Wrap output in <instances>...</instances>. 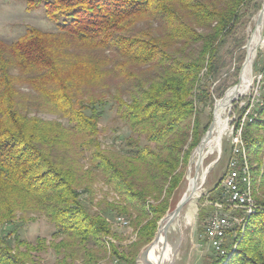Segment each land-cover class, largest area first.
I'll return each instance as SVG.
<instances>
[{"label":"trees","instance_id":"obj_1","mask_svg":"<svg viewBox=\"0 0 264 264\" xmlns=\"http://www.w3.org/2000/svg\"><path fill=\"white\" fill-rule=\"evenodd\" d=\"M250 1L26 0L57 28L0 39V264H49L50 249L52 264H137L210 127L200 104L224 93L220 48ZM110 103L131 131L121 149L100 138ZM255 112L243 136L259 208L208 264H264V93ZM37 215L50 240L20 236ZM110 215L137 231L126 250Z\"/></svg>","mask_w":264,"mask_h":264},{"label":"rangeland","instance_id":"obj_2","mask_svg":"<svg viewBox=\"0 0 264 264\" xmlns=\"http://www.w3.org/2000/svg\"><path fill=\"white\" fill-rule=\"evenodd\" d=\"M263 4L264 0H251L249 2L248 6L244 8L245 16L220 48V55L224 68L211 89L212 91H218L220 88L224 93L223 95H218V93L215 92V100L212 106H210V104H200V108L202 109L201 119L204 124L209 122V120L211 123L215 120L216 102L223 98L228 90L233 88L243 79L244 75L242 67H244L243 65L246 60L247 50L250 47L252 40L247 48L246 45L257 27V17ZM28 27H35L45 31H53L57 28L56 24L46 17L43 7L30 11L27 9L26 0H0L1 40L12 42L23 35ZM263 66L264 23L262 34L258 41L257 55L253 63L252 85L248 91L237 97L238 99L233 101L226 110L224 117L226 118L228 128L223 133V138L221 137V147L219 142L220 150L219 148L210 151L208 150L213 140L205 143L203 146L205 147L204 150L206 156L203 158V169L201 172L206 170L207 173L205 179L199 181V189L197 190L199 196L190 199L182 209L177 220L167 231L168 247H166V253L171 254L173 257V264H208L211 261V258L217 254L208 239L205 237V226L210 214L215 211L216 206L214 201L217 199V195H220L223 191L222 180L227 173L228 161L232 155L230 131L237 125L238 118L240 117L242 120L244 117L245 113H243V111L247 105V110L250 109L252 115L257 116L255 109L258 108V105L262 101V95L264 93ZM24 90L27 91L28 89L24 88ZM254 98L255 102L253 103ZM258 99H260L259 102ZM33 114H36L45 120L60 119L57 115L48 112L39 111ZM99 126L102 130L100 138L105 147L121 149L123 148L125 138L131 134L128 125L117 116L116 108L111 105V103L106 107V111L101 117ZM197 147L192 152L184 181L173 196L171 208L167 214L176 208L183 196L187 193L189 178L191 175L194 176L195 174ZM98 187L101 186L98 185ZM101 195L102 194H100L99 197H101ZM190 211H193V218L189 220L188 214ZM202 213H204L203 217ZM238 214H240V212H238ZM166 215L164 217H166ZM117 217L118 216L116 215L109 216L112 228L118 234L117 239H110H112L121 251L123 249L126 250L130 244L137 240V231L131 226V224L129 227H121L116 221ZM18 227L20 236L23 239L32 242L36 241L38 237L50 240L51 235L55 230L54 224L50 223L41 215H37L35 220L26 223L20 222ZM235 235L236 233L230 232L226 238V244L232 241L231 239ZM149 246L150 244L141 250L137 258V264H143V253ZM161 246L162 248L159 250L160 252L164 249L163 243ZM38 256L44 262L49 264H52L56 260V255L52 249L41 252ZM111 258L112 255L108 252V255L102 260L101 264H124ZM77 264L80 263L77 262Z\"/></svg>","mask_w":264,"mask_h":264},{"label":"built area","instance_id":"obj_3","mask_svg":"<svg viewBox=\"0 0 264 264\" xmlns=\"http://www.w3.org/2000/svg\"><path fill=\"white\" fill-rule=\"evenodd\" d=\"M251 115V110L248 109L239 125L230 131L232 155L222 180L223 191L214 201L215 211L210 214L205 226V237L213 249L222 255L227 253L228 234H237L240 229L244 231L247 218L259 208L253 192L252 170L243 136L245 123ZM116 221L121 227L130 226V221L123 216H118ZM236 246L237 244L233 245V250Z\"/></svg>","mask_w":264,"mask_h":264},{"label":"bare ground","instance_id":"obj_4","mask_svg":"<svg viewBox=\"0 0 264 264\" xmlns=\"http://www.w3.org/2000/svg\"><path fill=\"white\" fill-rule=\"evenodd\" d=\"M262 30H263V25L257 26L256 29L253 32V36L251 35V37L249 39V43L252 40V43H251L250 47L247 50L248 51V55H249V59L243 65L244 67L242 69H243V75L244 76H243L242 81L239 82V87H233L230 90H228L225 98L222 101L219 100L220 103H219V101L217 103V107H216V110H215V118H214L215 120H214L213 133H212V136L210 137V139L206 142V143H208L209 141L213 140L212 144L208 148L209 151L218 149L219 148V142H220V145H221V142H222L221 137H222L223 133L228 128V124L226 123V118L224 117L227 108L230 106V104L232 103V101L235 98L239 97L240 95H243L246 91H248V89L252 85V82H253V63H254V60H255L256 55H257L258 41H259L260 36L262 34ZM248 46H249V44H248ZM203 146L201 148V154H202V156L204 158L206 156V153H205V150H204L205 147H203ZM219 150H220V148H219ZM199 155H200V153L197 151L196 152V159L197 160L199 158ZM202 169H203V162H201V164H200L199 177H198V180H197L198 185H199V181L200 180L203 181L205 179V175L207 173L206 170H203V172H201ZM195 172H196V166H195ZM195 186H196V181L194 179V176L191 175V177L189 178V186H188V190H187V193H186L187 196L192 195V198L199 196V193H197V191L193 192V188ZM180 214H181V212H180ZM179 215H177V216H175L173 218L168 217L165 220L164 225L167 222L170 221V226L169 227H171V225L177 220ZM188 218H189V220L193 218V211L189 212ZM164 236H165V233H164V231L162 229V231L160 233L159 241L151 249V252L149 254V258L153 262H155L157 260V258H159V256H160L161 252L159 250L162 248L161 245L163 243L162 240H163ZM172 261H173V257L171 256V254H169V253L167 254L166 253V256L163 257L162 264H173Z\"/></svg>","mask_w":264,"mask_h":264},{"label":"water","instance_id":"obj_5","mask_svg":"<svg viewBox=\"0 0 264 264\" xmlns=\"http://www.w3.org/2000/svg\"><path fill=\"white\" fill-rule=\"evenodd\" d=\"M263 23H264V4H263V6H262V8H261V10H260V12H259V14H258V17H257V24H256V26H261V25H263ZM248 44H249V41H248V43H247V45H246V48L248 47ZM248 59H249V55H248V51H247V56H246V60H245L244 64L246 63V61H247ZM242 68H243V67H242ZM241 70H242V69H241ZM234 87H239V82H238ZM226 94H227V93H226ZM226 94H225V96H226ZM225 96H224L223 98L219 99V100L224 99ZM237 99H238V98H235L233 101H235V100H237ZM219 100H218V101H219ZM218 101L216 102L215 109H216V107H217V103H218ZM233 101H232V102H233ZM213 128H214V121L211 123V125H210V127H209L207 133H206L205 136L202 138V140H201L199 146L197 147V151L200 153V155H199V158H198L197 163H196V172H195V175H194V179H195V181H196V186L193 188V192H196V191L199 189V186H198V182H197V180H198V177H199L200 164H201V162H203V156H202V154H201V148H202V146H203V145H204V144L210 139V137L212 136ZM220 147H221V145H220ZM191 198H192V195H190V196L184 195L183 198L181 199V201H180V202L178 203V205L176 206V208H175L173 211H171L170 213H168V214L166 215V217H164V218L161 220L160 225H159L158 230H157V233H156V235H155L153 241L150 243V246H149V247L144 251V253H143V262H142L143 264H162L163 257H164L165 254H166V247H168V246H167L168 244H167V234H166V233H167V230H168V228H169V226H170V221L167 222V223L164 225L165 220H166L168 217L173 218V217L179 215L180 212L182 211V209L184 208V206L190 201ZM163 225H164V226H163ZM162 229H163V231H164V233H165V236H164V238H163V240H162V241H163V245H164V249H163V251L160 253L159 258H157V260H156L155 262H153V261L149 258V254H150V252H151V249H152V248L157 244V242L159 241V237H160V233H161Z\"/></svg>","mask_w":264,"mask_h":264}]
</instances>
